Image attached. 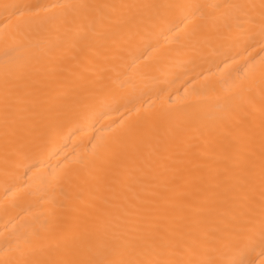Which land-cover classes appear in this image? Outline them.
Masks as SVG:
<instances>
[{"label": "bare ground", "instance_id": "6f19581e", "mask_svg": "<svg viewBox=\"0 0 264 264\" xmlns=\"http://www.w3.org/2000/svg\"><path fill=\"white\" fill-rule=\"evenodd\" d=\"M262 3L0 0V264H264Z\"/></svg>", "mask_w": 264, "mask_h": 264}, {"label": "snow or ice", "instance_id": "6c2138e0", "mask_svg": "<svg viewBox=\"0 0 264 264\" xmlns=\"http://www.w3.org/2000/svg\"><path fill=\"white\" fill-rule=\"evenodd\" d=\"M261 7L264 8V3H262ZM261 180L262 183H264V144H262V151H261ZM262 197H264V193H262ZM250 222L251 221H249V223ZM260 224H261V235L264 236V204H262L261 207ZM198 251H199V246H196L190 249L189 251L180 254L179 258L166 259L163 261H147V262H141V264H236V261L218 262L212 259H194L193 256L196 255ZM63 264H100V262L83 260V261H67V262H63Z\"/></svg>", "mask_w": 264, "mask_h": 264}]
</instances>
